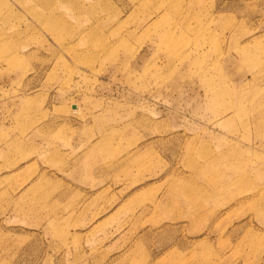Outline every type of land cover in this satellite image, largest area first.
I'll list each match as a JSON object with an SVG mask.
<instances>
[{"label":"rangeland","instance_id":"obj_1","mask_svg":"<svg viewBox=\"0 0 264 264\" xmlns=\"http://www.w3.org/2000/svg\"><path fill=\"white\" fill-rule=\"evenodd\" d=\"M0 264H264V0H0Z\"/></svg>","mask_w":264,"mask_h":264}]
</instances>
